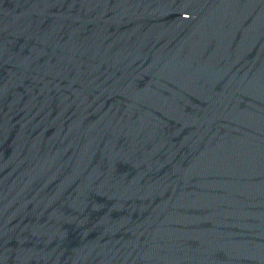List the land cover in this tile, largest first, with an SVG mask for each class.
Returning a JSON list of instances; mask_svg holds the SVG:
<instances>
[{"label": "water", "instance_id": "95a60500", "mask_svg": "<svg viewBox=\"0 0 264 264\" xmlns=\"http://www.w3.org/2000/svg\"><path fill=\"white\" fill-rule=\"evenodd\" d=\"M0 264H264V0H0Z\"/></svg>", "mask_w": 264, "mask_h": 264}]
</instances>
